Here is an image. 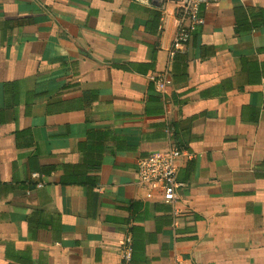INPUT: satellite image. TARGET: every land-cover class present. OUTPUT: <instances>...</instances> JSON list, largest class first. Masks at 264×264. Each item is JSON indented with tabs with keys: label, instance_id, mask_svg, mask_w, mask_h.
I'll return each instance as SVG.
<instances>
[{
	"label": "crops",
	"instance_id": "1",
	"mask_svg": "<svg viewBox=\"0 0 264 264\" xmlns=\"http://www.w3.org/2000/svg\"><path fill=\"white\" fill-rule=\"evenodd\" d=\"M159 5L0 0V264H119L126 235L131 264H264V0L201 4L169 65ZM170 145L183 186L146 199Z\"/></svg>",
	"mask_w": 264,
	"mask_h": 264
},
{
	"label": "built area",
	"instance_id": "2",
	"mask_svg": "<svg viewBox=\"0 0 264 264\" xmlns=\"http://www.w3.org/2000/svg\"><path fill=\"white\" fill-rule=\"evenodd\" d=\"M162 12V21L167 16L166 5L171 3L175 18V32L171 39L166 62L169 65L174 55L181 52L188 43L191 34L200 27L204 19L199 12L201 4L207 0H159ZM168 65L157 72L151 73L148 78L154 89L164 96L166 87L170 83V69ZM168 137H171L170 127L165 128ZM184 154L183 149L170 145L161 150H154L137 161V181L144 189L146 199H158L167 204H173L177 197V191L183 183L176 178L178 160ZM32 177H37L36 173ZM40 187L42 184H36ZM131 239L126 235L122 248L119 252V264H131ZM170 264H196L188 258H175Z\"/></svg>",
	"mask_w": 264,
	"mask_h": 264
},
{
	"label": "trees",
	"instance_id": "3",
	"mask_svg": "<svg viewBox=\"0 0 264 264\" xmlns=\"http://www.w3.org/2000/svg\"><path fill=\"white\" fill-rule=\"evenodd\" d=\"M175 55H176V54H175ZM175 55H174V56H175Z\"/></svg>",
	"mask_w": 264,
	"mask_h": 264
}]
</instances>
